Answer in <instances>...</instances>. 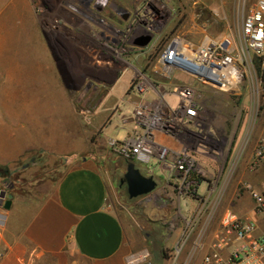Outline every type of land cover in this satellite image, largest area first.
Wrapping results in <instances>:
<instances>
[{
    "label": "crops",
    "instance_id": "0c3cea01",
    "mask_svg": "<svg viewBox=\"0 0 264 264\" xmlns=\"http://www.w3.org/2000/svg\"><path fill=\"white\" fill-rule=\"evenodd\" d=\"M141 6L133 0L65 1V25L72 34L66 37L65 65L73 79L88 77L97 79L98 88L123 89L137 72H142L161 42L162 35H170L167 33L170 22L164 21L159 32L147 31L145 23L140 21ZM34 24L39 47L31 54L35 61L32 86L28 88L29 80L21 81L20 97L22 106L27 104L29 115H33L35 129L28 127L9 133L2 127L3 131H0L5 136L4 146L11 151L0 157L1 162L15 161L24 153L37 150L68 154L95 146L91 143V135L98 131L79 130L85 125L82 123L83 117L75 108L74 96L68 93L72 89L62 86L58 69L47 50L42 49L36 16ZM147 33L153 35L152 40L146 47L139 46L138 41ZM176 34L181 35L173 33L165 38ZM79 35L84 44H79ZM95 43L104 50L100 57L99 52L96 55L92 52ZM79 46L84 53H79ZM112 51L121 56L120 60L115 61L110 57ZM95 58H98V63ZM186 81L182 77L181 82ZM121 89L113 93L111 91L102 98L98 103V113L90 118L86 126H98L107 118V111L103 109L120 103ZM43 115L50 120L44 131L38 123ZM123 122L125 124L118 132H124L126 136L133 126L132 116L130 121ZM24 136L37 138L24 139ZM203 153H197L198 157ZM251 157L242 165L237 179L228 182L216 216H221L227 208L238 215H247L255 220L256 235L259 236L264 234V211L256 210L251 192L264 191V160L251 169ZM39 162L35 160L25 165L18 180L13 185L9 184L11 205L5 210V219L0 224V264H31L35 259L46 256L54 258L58 264H127L129 256L146 249V244L136 232L140 225L137 223V229L132 227V231L127 230L119 213L114 210L116 190L110 176L98 164L91 159L69 164L60 161L61 166L68 164V168L63 166L59 174L56 169L51 172V169L45 168L49 160ZM198 163L206 171L208 179L215 175L230 176L232 173L233 166L230 163L226 167L209 160ZM212 196L207 195L200 202L197 201V207L186 199L182 213L186 218L199 215L204 220V214L213 203ZM198 229L189 237L176 258V239L182 241L185 230L171 234L161 244L162 256V248H168L171 253L174 249L171 256L174 263L200 264L203 253L209 249L210 235L204 237L203 247L196 250L194 243L202 238Z\"/></svg>",
    "mask_w": 264,
    "mask_h": 264
},
{
    "label": "rangeland",
    "instance_id": "374dc122",
    "mask_svg": "<svg viewBox=\"0 0 264 264\" xmlns=\"http://www.w3.org/2000/svg\"><path fill=\"white\" fill-rule=\"evenodd\" d=\"M141 4L139 0H133ZM244 0H171L169 7L163 9L155 21L149 26L154 32L160 31V25L166 20L170 22L169 33H180L184 38L197 45L201 42L205 34L213 37L228 36L237 38L240 32V23L244 14ZM55 5L56 2H53ZM53 3H51L53 5ZM50 4V6H52ZM60 8H65V1H61ZM140 7V6H139ZM4 8V9H3ZM38 10H42V4L38 0H0V130L12 133L18 129H35L33 115H29L28 106H22V82L29 80L28 88L32 86V76L34 73V53L39 47L36 39L34 16ZM144 21V20H143ZM141 21V22H143ZM55 23L51 20L49 26L52 28ZM166 35V36H170ZM162 35V44L165 37ZM42 49L45 45L42 43ZM155 52L150 56L148 64L142 70V74L150 80L159 78L152 72V62ZM119 58L121 56H118ZM245 81L235 93H223L211 89L210 87L198 83L196 85L197 101L202 107L201 117L205 123V130L197 136V141L206 145L207 150L198 157L197 161L209 160L227 166L230 163L232 173L230 181L237 179L242 165L251 157L258 145L261 136H264V74L257 59L251 61ZM124 73H122L123 75ZM137 76V73H136ZM122 90L120 103H114L106 108L107 118L98 126L87 125L86 123L98 113L99 102L102 98L115 92L116 87H97L96 93L86 96V101L75 103L78 114L83 117L82 123L85 125L80 131H98L91 135V143L88 149L68 154H56L43 152L40 150L26 152L15 161H0V182L13 185L22 174L25 165L35 160L49 164L45 168L53 172L63 171V166L68 168L71 162H81L83 159H91L98 164L111 178L116 190L114 197V210H116L127 230H136L141 241L146 244V249L142 253L146 258L142 264H176L171 256L174 249L160 247L163 241L175 232H184L186 216L182 213L184 201L173 194L170 187L166 186L164 179L159 171H154L155 190L146 195L135 199H129L125 183H121L124 177L126 166L129 162L113 154L107 145L109 137L124 138L121 128L126 120L130 121L133 105L139 100L133 90V81ZM174 79L166 84H175ZM84 88L80 89L83 91ZM92 91V90H91ZM70 95L76 94L74 90H68ZM172 100V99H171ZM110 109V111H108ZM101 110V111H103ZM88 116V117H87ZM85 118V119H84ZM50 120L45 119L44 115L40 122V128L45 130ZM30 124V125H29ZM88 124V123H87ZM33 129V130H34ZM0 131V157L10 154L11 151L4 146L5 136ZM103 131H115L104 133ZM8 134V133H7ZM7 136V135H6ZM261 137V138H260ZM24 139H35L36 136H24ZM187 146L194 147V141H186ZM173 148L179 147L177 143L169 142ZM60 161L68 163L61 166ZM39 162V163H40ZM40 165V164H39ZM140 173L148 175L154 167L150 165L135 164ZM38 166V165H37ZM207 175V173H206ZM216 176V175H215ZM237 176V177H236ZM239 181V180H238ZM205 184L200 187L203 192ZM196 205L197 200L188 199ZM220 215L214 219L213 226L218 223ZM140 222V223H139ZM132 238V233H130ZM180 239H176L179 245ZM170 254V256H169ZM173 257V256H172ZM140 263V264H141ZM31 264H58L57 261L49 256L35 259Z\"/></svg>",
    "mask_w": 264,
    "mask_h": 264
},
{
    "label": "built area",
    "instance_id": "2783aa9c",
    "mask_svg": "<svg viewBox=\"0 0 264 264\" xmlns=\"http://www.w3.org/2000/svg\"><path fill=\"white\" fill-rule=\"evenodd\" d=\"M170 1L139 0L142 5L140 21L144 20L147 31L151 30L149 25L158 14L169 7ZM243 6L237 38L205 34L201 42L194 45L176 34L157 45L152 72L159 79L153 81L137 72L133 90L139 100L133 105L131 132L122 139L110 137L107 140L110 151L126 162L153 163L147 176L159 171L166 186L179 199L200 202L207 195H214L204 220L199 215L185 220V237L175 248L174 258L198 227L202 238L194 243L196 250L203 247L204 237L210 235L209 249L203 253L200 264H264V234L256 235L255 220L227 208L213 226L230 176L206 178V171L195 158L197 153L207 150L204 143L197 141V136L205 130V123L197 101L196 85L200 83L219 92L235 93L245 81L253 58L264 72V0H244ZM182 77L187 81L181 82ZM171 79L178 82L169 86L166 82ZM186 141H194L196 145L187 146ZM169 142L179 147L173 148ZM263 160L264 137L259 140L249 167L256 168ZM202 184L206 189L200 192ZM251 194L256 210L264 211V191ZM9 196V183L0 182V224L5 219L4 205ZM141 255L129 256L127 264H140L146 258L145 254Z\"/></svg>",
    "mask_w": 264,
    "mask_h": 264
},
{
    "label": "flooded vegetation",
    "instance_id": "af4514ba",
    "mask_svg": "<svg viewBox=\"0 0 264 264\" xmlns=\"http://www.w3.org/2000/svg\"><path fill=\"white\" fill-rule=\"evenodd\" d=\"M38 0H35L37 2ZM42 4V10H38L36 13V20L38 31L41 36V41L45 45V49L47 50L49 57L51 58L52 62L55 64L57 71L59 72V80L63 87L66 89H72L75 91L76 94L79 95H72L74 96L75 103H81L82 101H86V96H88L91 92H97V79H90L88 77L75 80L73 79L68 70L66 69V56H67V40L66 37L72 35L71 32L66 28L65 21H66V7L60 8L61 1L66 0H39ZM53 2H56L55 5ZM53 3V5L51 4ZM50 4L52 6H50ZM53 21L55 25L51 28L49 26L50 21ZM69 28V27H68ZM79 44H84L85 42L82 41L81 36L79 35L78 38ZM71 43V42H70ZM92 52L96 55L98 52L100 53L99 57L103 55L104 50L101 47L97 46L96 43ZM79 53H84L83 49L79 46ZM113 54L110 57L113 60H120V58L112 51ZM93 54V55H94ZM94 55V56H95ZM96 62L98 63V58H95ZM84 88L83 91L80 89ZM92 90V91H91ZM85 98V99H84Z\"/></svg>",
    "mask_w": 264,
    "mask_h": 264
},
{
    "label": "water",
    "instance_id": "95a60500",
    "mask_svg": "<svg viewBox=\"0 0 264 264\" xmlns=\"http://www.w3.org/2000/svg\"><path fill=\"white\" fill-rule=\"evenodd\" d=\"M152 37V34L147 33L137 44L141 47H146L152 40ZM121 183H125L129 199L146 196L152 193L156 188L153 176L142 175L134 163H129L126 166L125 174ZM10 199L11 196H9V200L4 205L5 210L11 205Z\"/></svg>",
    "mask_w": 264,
    "mask_h": 264
},
{
    "label": "trees",
    "instance_id": "16d2710c",
    "mask_svg": "<svg viewBox=\"0 0 264 264\" xmlns=\"http://www.w3.org/2000/svg\"><path fill=\"white\" fill-rule=\"evenodd\" d=\"M263 74H264V72H263ZM263 80H264V77H263Z\"/></svg>",
    "mask_w": 264,
    "mask_h": 264
}]
</instances>
